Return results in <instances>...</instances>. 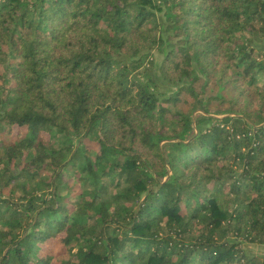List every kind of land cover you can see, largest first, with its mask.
<instances>
[{"label":"trees","instance_id":"1","mask_svg":"<svg viewBox=\"0 0 264 264\" xmlns=\"http://www.w3.org/2000/svg\"><path fill=\"white\" fill-rule=\"evenodd\" d=\"M51 237L58 264H264V0H0V264Z\"/></svg>","mask_w":264,"mask_h":264},{"label":"rangeland","instance_id":"2","mask_svg":"<svg viewBox=\"0 0 264 264\" xmlns=\"http://www.w3.org/2000/svg\"><path fill=\"white\" fill-rule=\"evenodd\" d=\"M158 14H162V11H158ZM153 57L155 58V64L156 66L159 64L163 53L159 51L153 52ZM156 71V75H157ZM158 80H160L158 78ZM173 88V87H172ZM171 88V89H172ZM162 89H166L165 86H162ZM87 147L89 150L92 152L95 151L98 148V143L95 140H88L87 141ZM5 194H7L5 192ZM243 246L251 253H259L264 255V245L262 244H257V243H244ZM39 251L42 253H48L51 256V264H58L59 260L62 257H65V247L62 246L56 238H48L46 239L39 247Z\"/></svg>","mask_w":264,"mask_h":264},{"label":"crops","instance_id":"3","mask_svg":"<svg viewBox=\"0 0 264 264\" xmlns=\"http://www.w3.org/2000/svg\"><path fill=\"white\" fill-rule=\"evenodd\" d=\"M262 245H264V244H262Z\"/></svg>","mask_w":264,"mask_h":264}]
</instances>
